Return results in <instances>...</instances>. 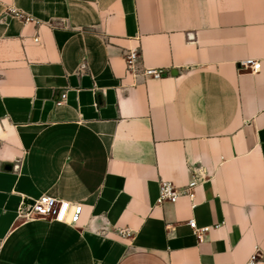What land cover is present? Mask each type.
Here are the masks:
<instances>
[{"label":"crops","instance_id":"0c3cea01","mask_svg":"<svg viewBox=\"0 0 264 264\" xmlns=\"http://www.w3.org/2000/svg\"><path fill=\"white\" fill-rule=\"evenodd\" d=\"M193 179L194 200L157 204L163 180ZM43 197L81 210L20 216ZM254 254L264 264V0H0V264Z\"/></svg>","mask_w":264,"mask_h":264},{"label":"built area","instance_id":"2783aa9c","mask_svg":"<svg viewBox=\"0 0 264 264\" xmlns=\"http://www.w3.org/2000/svg\"><path fill=\"white\" fill-rule=\"evenodd\" d=\"M141 58V52L139 49H131L126 55L127 68L130 72H136L139 70L138 63ZM262 67V62L247 59L240 62L239 69H251L253 72L260 70ZM167 74L165 69L160 68H146L141 72L142 76L161 78ZM198 184L197 179H193L185 187H179L171 181L163 180L160 183V192L157 199V204H164L165 202H176L183 196H189L193 200L195 198L194 188ZM74 215L75 211H80L81 206H71L67 202H63L57 198L53 197H43L39 200H35L34 204L25 205L20 213V216L25 219H34L33 215H37L38 218H44L49 220L63 221L67 219L68 213ZM189 225L194 230V233L199 237L202 234L209 231V227L198 228L196 220H190ZM258 254H254L248 264H256Z\"/></svg>","mask_w":264,"mask_h":264},{"label":"water","instance_id":"95a60500","mask_svg":"<svg viewBox=\"0 0 264 264\" xmlns=\"http://www.w3.org/2000/svg\"><path fill=\"white\" fill-rule=\"evenodd\" d=\"M172 73H173V74H176L177 72H176V71H173ZM34 203H35L34 200H26V201H25V205H28V204H34Z\"/></svg>","mask_w":264,"mask_h":264}]
</instances>
